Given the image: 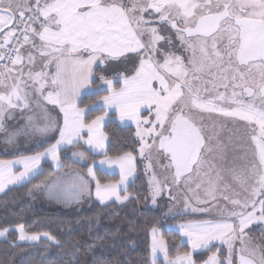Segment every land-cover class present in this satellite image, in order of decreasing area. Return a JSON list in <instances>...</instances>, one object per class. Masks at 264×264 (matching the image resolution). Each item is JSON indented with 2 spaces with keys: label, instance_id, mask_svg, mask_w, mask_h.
I'll return each instance as SVG.
<instances>
[{
  "label": "snow or ice",
  "instance_id": "1",
  "mask_svg": "<svg viewBox=\"0 0 264 264\" xmlns=\"http://www.w3.org/2000/svg\"><path fill=\"white\" fill-rule=\"evenodd\" d=\"M157 18L175 31L185 51L191 53L187 62L181 55L158 46L161 42L171 45L172 38L151 26ZM5 28L8 31L0 41V133L5 134L8 144L20 136L44 138L52 131L59 132V139L32 156L0 160V192L10 184L41 175L39 166L47 157L59 165L58 149L83 140L89 151L103 154L101 167L116 165L120 169L118 182L101 184L94 171L96 160H92L87 172L95 181L97 199L101 204L113 198L120 203L129 200L127 182L135 172V156L125 152L109 157L104 151L107 137L101 131L107 119L118 116L121 122L136 125L139 154L149 161L148 169L153 167L154 155L158 162L166 160L163 167L171 172L173 184H184L193 191L191 183L196 177V189L206 185L205 192L212 201L217 191L222 188L226 192L231 184L247 193L243 200L223 196L234 206L228 213L234 221L226 218L178 226L192 249L211 251V243L219 240L228 246L227 264H264V246H253L245 233L253 223H264V0H0V32ZM225 35L227 43L221 49L218 44ZM12 44L15 47L10 48ZM25 48L26 53L21 51ZM129 53L138 60L133 75L121 74L117 79L100 74V83L93 88L97 62L104 65ZM219 88H231V96L216 91ZM85 90L87 97L95 95L99 99L85 103L81 99ZM211 91L214 97L204 95ZM245 95L247 101L237 99ZM216 101L235 107L218 106ZM48 105L63 113L62 127L50 115ZM33 106L35 110L22 127L7 130L5 118L12 117V110L23 113ZM97 112L100 114L90 119ZM204 112L237 117L249 126H257L259 135L253 127L252 140L258 164L250 170L217 169L209 164L204 156L212 148L206 144L199 123ZM73 155L86 158L83 151ZM206 164L208 170L203 171ZM16 165H22L23 170L13 171ZM149 183L155 204L166 185L155 175ZM69 185L75 190L71 197L66 187ZM46 188L48 199L65 203L89 191L87 181L73 176ZM196 202L210 203L199 196ZM185 206L191 207L187 200ZM9 231L8 227L0 229V237ZM15 231L20 241H39L43 235L59 244L47 232L30 234L22 223L15 226ZM158 232L153 226L150 264H161L159 254L163 255V264H193L188 252L170 258ZM236 240L240 241L239 248L235 247ZM234 256L238 257L236 262ZM204 264L222 261L213 253Z\"/></svg>",
  "mask_w": 264,
  "mask_h": 264
},
{
  "label": "trees",
  "instance_id": "2",
  "mask_svg": "<svg viewBox=\"0 0 264 264\" xmlns=\"http://www.w3.org/2000/svg\"><path fill=\"white\" fill-rule=\"evenodd\" d=\"M100 70L101 68L97 69V73H100ZM103 94L106 93H101ZM82 99L85 103H90L99 97L86 95ZM98 114L100 113H95L90 119H94ZM135 132L133 126L121 127L115 116H112L104 128V133L108 137L106 150L108 156L115 158L125 152L136 154L138 139ZM64 155L62 151L60 153L62 167L58 171L46 161L41 166V175L0 195V229L8 227L11 231L7 240L0 241V264H145L146 261L150 264L149 232L153 226L162 230V236L168 245L180 243V236L177 233L163 228L162 215L146 207L148 186L139 162L137 175L128 186L131 199L126 203H111L104 206L93 203L88 210L73 215L32 207L30 192L33 188L44 184L57 172L72 167L86 173L88 167L92 165V160L99 158L92 156L87 165L77 166ZM8 158L10 157L0 155V160ZM95 171L96 178L101 184L119 181L117 174ZM109 217L116 219L117 223H107ZM20 223L25 225V230L30 234L47 232L59 241V244L45 249L47 251L45 261L36 258L35 245L18 243L13 230ZM252 238L256 245L264 246V231L254 230ZM178 250L186 253L188 247L183 245ZM217 250L218 248L213 247L211 251L196 254L194 264H204L207 257ZM172 252L170 249L169 253ZM32 258L36 261H32Z\"/></svg>",
  "mask_w": 264,
  "mask_h": 264
},
{
  "label": "rangeland",
  "instance_id": "3",
  "mask_svg": "<svg viewBox=\"0 0 264 264\" xmlns=\"http://www.w3.org/2000/svg\"><path fill=\"white\" fill-rule=\"evenodd\" d=\"M147 16L148 14L146 13L145 17L147 18ZM155 20L151 21V26L157 27L161 35H167V29H164V27H160V25L157 24L158 22L157 23L154 22ZM144 39H147V37H145ZM163 43L164 42H161L160 45L158 46L165 47L167 51L173 52L172 49H169ZM157 58L162 59L159 56ZM136 66H138V60L136 59V56L133 53H129L127 54V57H122L119 60L108 61L104 65H100L99 62H97V65L94 67V69L100 67L101 70L100 73L94 72L96 74L95 80L99 82L100 74H104L112 78L116 77L117 79H119V76L121 74L131 76L134 74V68ZM27 70L28 69H26L25 72H27ZM114 82H116V80H114ZM9 83H11V81H9ZM220 90L222 92L221 88ZM204 95L208 96L207 93H204ZM222 103H224V105H226L227 108L235 107V105L230 104L226 101H223ZM257 103H259V101H257ZM11 119H13V114L10 119L7 118V116L5 118V124L7 129L12 131L16 129V127H22L23 123L21 122H16L15 127H12L10 125L7 126V121ZM201 123H203V125L205 126L206 128L205 132L207 133L209 139L212 140V145H213L212 151L205 153L204 156V159L208 161L209 164L215 165L217 169L234 167L237 170H241V169L250 170L251 168H253L255 165L258 164V156L256 154L255 142L252 140L253 127L256 128V135L257 136L259 135V129L257 126L255 125L249 126L247 122L241 121L237 117H224L216 112L204 116L201 120ZM206 126H209V128L207 129ZM0 141H5V138L1 139ZM42 141H43L42 139H38L36 145L37 146L40 145ZM76 152L77 150L75 148H72L69 151H67L64 156L68 157V155H70L71 153H76ZM136 154L138 155L137 156L138 159L136 157L137 163L139 162L141 164L148 186V202L146 207L152 210H156L162 215V221L164 222L163 228L166 231H173L180 236V243L178 242L176 243V245L174 244L168 245L166 240L162 236V230L160 228L158 229L159 230L158 235L163 237V239L165 240L168 246V249L169 250L171 249L173 251L172 253H169L170 258L174 259L177 254L183 255L185 252H181L178 249L181 248L183 245H186L188 247V253H191L192 255V260L194 264L195 261L194 256L198 253L206 252L208 250L206 249L193 250L191 244L188 242V238L181 235L178 226L180 224L197 223L202 221L219 222L226 218L229 219V221H234L235 220L234 217L228 216V213L233 209L234 206L230 204L227 200L223 199V196L227 195L231 198H239L243 200L244 197L247 195V193L243 192V190L239 187V185L231 184V182L229 181V183L231 184L230 189L225 192L221 188V190L217 191L216 193V197H217L216 200L212 201L211 198L207 196L205 192L206 185H202L200 189H196V182H197L196 177L193 178V181L191 183V188L193 189V191H189V188L185 187L184 184H181L179 186L173 184L171 180V172L163 167V164L167 163L165 160H161L160 162H158L157 158L154 155L152 160L153 167L152 169H148L147 165L149 161L145 160L139 154V140L136 148ZM221 157H223V159H221ZM60 160H61V156H60ZM50 162L53 164V166L57 164L52 159H50ZM113 166L114 169L117 171L120 180V169L116 165ZM207 170H208V165L206 164L203 171H207ZM136 175H137V169H136L135 177ZM153 175H155V177L160 181L162 185H166L164 189L161 191L160 195L157 196L155 204L152 203L151 185L149 183ZM130 178H132V176L129 177V180L127 182V188L134 181V180L131 181ZM123 187L124 186L122 185L121 188ZM237 193H239V196L236 195ZM197 196H199L200 199H208L210 203L197 204L196 202ZM186 200L188 201V204L191 205V207L208 208V211L193 212L191 210V207L186 208L185 206ZM169 209H171V211H169ZM115 220L116 219H114L113 217H109L108 220H106V222L109 224L117 223V221ZM236 223H238V221H236ZM256 229L264 231V223H253L252 225L249 226V228L245 229L246 238L251 239V243L253 246H255L256 244L253 241L252 233ZM149 236H150V249H151V242H152L151 231L149 232ZM45 240L47 239L45 238ZM49 243L51 247L53 245L54 246L56 245L52 241H49ZM34 247H37V245H35ZM210 247L211 249L213 247L218 248V250L215 253L221 259L222 264H227L226 258L228 256V246L224 244L222 241L217 240V241H213ZM235 247L236 248L240 247L239 240L235 241ZM35 250L41 252V254L37 257L38 259L41 258L42 261L44 259H47L44 256L47 252L45 249L38 250L37 248H35L34 251ZM221 256H223V258H221ZM158 260L161 262V264H163L162 254H159ZM233 260L234 262H236L237 257L234 256ZM150 261H151V257H149V263Z\"/></svg>",
  "mask_w": 264,
  "mask_h": 264
},
{
  "label": "crops",
  "instance_id": "4",
  "mask_svg": "<svg viewBox=\"0 0 264 264\" xmlns=\"http://www.w3.org/2000/svg\"><path fill=\"white\" fill-rule=\"evenodd\" d=\"M22 52H27L28 49H22ZM86 55V54H85ZM25 65H27V61H24ZM96 65H94L95 67ZM28 69V67L26 66L24 70ZM97 69H100V67L95 68L94 72H97ZM116 83V82H114ZM97 85H99V82L97 81L96 84L93 85V88H95ZM88 90H85V92H83L81 94V99L86 96ZM48 109L50 110V115L57 121V124L62 127L63 126V113H61L59 111L58 108H56L53 105H48L47 106ZM35 110L34 106L32 109L29 110H25L23 113L20 110H12L13 113V119L8 120L7 121V126H12L15 127L16 126V122H21L23 123V125L26 123L27 117L32 115L33 111ZM111 115V114H110ZM115 120L116 122L121 126V127H127V126H133L134 128L136 127V125L134 123H132L131 121H124L121 122L118 118V116H115ZM109 121V119H107L104 123V126L102 127L101 131L104 133V128L105 125L107 124V122ZM42 123V121H41ZM22 125V126H23ZM16 128H20V127H16ZM14 129V128H13ZM8 131H11L9 129H7ZM136 131V129H135ZM105 134V133H104ZM106 136V134H105ZM107 137V136H106ZM5 138L4 133H0V140ZM86 138V135H85ZM38 139H42V143H40V145H36V142ZM59 139V132L58 131H52L50 133H48V135L44 138L41 137H26V136H20L17 138V140L12 143V144H8L5 141H0V155L3 157H10L8 159H5L6 161H15L20 159L21 157H27V156H32L34 155L37 151H44L46 148H48L49 146H51V144H54L56 142V140ZM138 139V138H137ZM108 147V137L105 140V148L104 151L107 150ZM75 148L77 150V152H85L86 153V158L84 160H81L78 156L73 155V153H71L70 155H68V159H70L75 165L77 166H85L89 163V160L92 156H96L99 157L98 160H96V168L95 170H99L108 174H117V171L114 169V166L109 167L108 165H104L103 167H101L98 163L101 159H104V156L101 152L96 151V152H91L88 150L87 145L84 144L83 140L80 141L79 144L72 146V145H68V146H61L58 149V156H59V165H54L50 162V157H47L45 159H43L40 163L39 166V170L41 171V166L44 162H50V164L52 165V167L54 168V170L58 171L59 169H61L62 167V163L60 160V153L62 151H64V153L66 154L67 151H69L70 149ZM72 152V151H70ZM135 156V172L132 175V180H134L135 178V173H136V169H137V160L136 157L138 156L137 154H133ZM138 159V157H137ZM85 161V162H83ZM92 166V165H91ZM116 167V166H115ZM16 170H23L22 165H16L13 169V171ZM73 176V177H79L84 181L88 182V186H89V191L87 192H83L79 194L78 200L76 199H71L70 202L65 203L63 200H61L60 202H57L56 200H50L48 199L46 193H47V188L46 185H52L57 181H63V180H67L68 177ZM134 178V179H133ZM29 180H25L24 182L18 183V184H10L8 185L5 190L3 192H0V195L2 193H4L6 190L12 188V187H20L22 185H24L25 183H27ZM78 182V181H77ZM67 187V191L69 193V196H73L75 195V190L71 188V186H66ZM131 199V197L129 198V200ZM128 201V200H127ZM127 201L123 202L126 203ZM93 203H97L100 204L102 206L104 205H108L111 203H117L119 204L120 202H116V200L113 198L111 200L106 201L105 203L101 204V202L97 199L96 194H95V181L92 180V178L88 175V172L86 171V173H83L79 168L77 167H72L70 169H66L60 172H57L54 176H52L48 181H46L44 184L35 187L34 189L31 190L30 192V205L32 207L35 208H42V209H46V210H50V211H61L67 214H78L82 211L88 210ZM122 204V203H120ZM15 235H16V239L18 241L19 244H32V245H37V249H49L50 243L49 241L45 240V237L43 235H41V239L39 241H20L18 238V232L15 231V229L13 230ZM11 231H9V233L5 236V237H0V241H5L8 239L9 234ZM37 255L36 258L41 254L40 251H34ZM46 256V255H44ZM38 259V258H37ZM32 261H36V259L32 258ZM45 260V259H44Z\"/></svg>",
  "mask_w": 264,
  "mask_h": 264
},
{
  "label": "flooded vegetation",
  "instance_id": "5",
  "mask_svg": "<svg viewBox=\"0 0 264 264\" xmlns=\"http://www.w3.org/2000/svg\"><path fill=\"white\" fill-rule=\"evenodd\" d=\"M154 22H158L157 24L160 25V27H164V29H167V35H170L171 38H172V44L171 45H165V43H163L165 46H167L169 49H172L173 52L177 55H181L182 57L185 58V62H187L186 58L189 57L191 55V53L189 51H185L184 47L181 45V42L179 41V39L176 37L175 35V31L172 30L170 28V26L168 25H165V24H161L158 20V18L154 21ZM12 27H16V25H11ZM8 31L7 28L4 29L3 32H0V41H2V38H3V35L6 34ZM227 43V36H223L221 38V41L220 43L218 44V47L223 49L224 46L226 45ZM206 79H212V77H206ZM209 88L211 87L210 85L208 86ZM222 89V93H225L227 96H230L231 95V88L229 89H224V88H221ZM216 91H219L221 92L220 88L217 89ZM237 92L240 91V89H237L236 90ZM207 93L208 96H211V97H214L215 96V92L214 91H211V92H205ZM244 99L245 101L248 100V97L245 95L243 97H237V99ZM223 101H216L217 105L218 106H223V107H226V105H224V103H222ZM229 108V107H228ZM211 114H213V112H210ZM209 112H204V113H201L200 116L203 118L204 116L210 114ZM202 118L200 119V124L202 125L203 127V134L205 136V140H206V144L210 145L211 148H213V145H212V140L209 139V137L207 136V133L205 132L206 131V128L205 126L203 125V123H201V120ZM207 129L209 128V126H206ZM166 161V160H165ZM167 162V161H166Z\"/></svg>",
  "mask_w": 264,
  "mask_h": 264
},
{
  "label": "built area",
  "instance_id": "6",
  "mask_svg": "<svg viewBox=\"0 0 264 264\" xmlns=\"http://www.w3.org/2000/svg\"><path fill=\"white\" fill-rule=\"evenodd\" d=\"M15 39V38H14ZM9 47L11 48V47H15V44H12V45H9ZM22 50V49H21Z\"/></svg>",
  "mask_w": 264,
  "mask_h": 264
},
{
  "label": "water",
  "instance_id": "7",
  "mask_svg": "<svg viewBox=\"0 0 264 264\" xmlns=\"http://www.w3.org/2000/svg\"><path fill=\"white\" fill-rule=\"evenodd\" d=\"M0 63H2V62H0ZM237 260H238V257H237Z\"/></svg>",
  "mask_w": 264,
  "mask_h": 264
}]
</instances>
